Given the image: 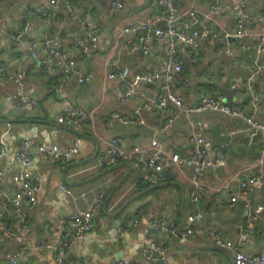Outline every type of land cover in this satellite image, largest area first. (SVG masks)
<instances>
[{
  "label": "crops",
  "instance_id": "obj_1",
  "mask_svg": "<svg viewBox=\"0 0 264 264\" xmlns=\"http://www.w3.org/2000/svg\"><path fill=\"white\" fill-rule=\"evenodd\" d=\"M112 1L72 0L81 15L97 23L100 36L97 45L86 55H81L68 41H55L56 46L75 61L77 72L59 88L60 71L54 64L46 63L47 51L43 40L52 35L56 27L64 31H78L85 40L87 33L70 17L65 6H59L54 19L49 20L38 13L42 7L50 5L46 0H0L3 20L0 28V61L11 71L22 73L26 82L24 93L38 102L34 108L17 107L13 102L17 93L16 84L6 79L0 80V147L5 150V156L0 158V192L14 194L19 190V185L12 180L19 168L15 156L19 140L38 138L47 146L57 144L60 148L80 140L82 145L80 153L67 161L39 155L34 157L30 169L37 174L42 186L34 208L29 211L27 228H22L14 215L3 214L0 205V264H11V256L20 247L27 250L18 264H55L53 250L37 248L38 243L47 241L57 245L61 235L59 219L92 208L99 195L105 192L106 198L128 172L127 167L116 168L82 186L70 187L72 195H69L61 188L65 184L62 173L67 164L88 158L99 148L95 159L85 165L71 167L67 171L68 178L78 182L110 167L104 164L99 154L107 142L116 137H125L142 149H147L151 139L156 136L169 153L184 157L198 155L201 147L191 142L197 120L204 126L207 152L213 157L222 151L223 160L220 165L196 176L198 187L193 182L190 167L173 166L167 169L162 181L176 182L185 190L183 210L180 209L181 189L173 184L144 193L126 206L131 212L143 213L136 226H129V220L123 219L121 212V224L115 229V218L105 214L102 204L96 226L82 241L68 249L67 261L75 264H115L117 260L137 258L144 243L156 241L169 247V264H230L227 257L218 251L178 249L173 246L171 235L145 234L146 224L150 220L164 216L175 219L180 226L182 212H186L187 216L193 212L197 214L193 223L196 236L181 239L183 242L213 245L216 243L210 232L220 231L226 241L232 242L230 249L235 247L250 255L260 254L264 251V187H256L247 195V201L261 207L259 217L254 222L245 201H239L232 208L218 207L230 198L239 178L264 172L260 141L255 138L250 140L249 132L237 117L212 110H183L171 128L162 132L172 115L170 108L160 110L155 100L157 88L135 81L133 77L136 72L163 60L166 42L152 41L148 55L133 53L127 46L121 45V42H127L130 35L122 34L120 29L132 21H151L163 15L165 7L161 0H126L124 7L118 9L112 5ZM246 2L251 14L264 16V0ZM176 4L181 13L195 10L212 31L219 32L215 39L201 40L195 51L185 45L179 49L184 68L176 78L175 89L183 96L186 109L196 104L201 96L222 97L243 114L264 122V53L257 50L264 24L257 22L247 27L243 35H236L238 0H176ZM217 5L224 6L225 10L219 15L205 17L209 9ZM29 7L32 11H25ZM26 23L28 29L22 39L13 37ZM31 39L38 42L35 58L27 47V41ZM112 62L117 67L128 66L130 74L125 78H108L109 64ZM250 68H259V72L253 73ZM82 73L92 74V79L80 82L78 76ZM126 82H133L139 96L121 101ZM227 88L234 89L231 99L225 94ZM255 96H258L257 102H254ZM66 101L88 112L90 118L81 130L57 122ZM116 111L135 122L124 124L114 121L107 126V119ZM126 149L130 150L131 146L127 145ZM118 163L130 164L128 160ZM148 173L132 166L128 179L108 203V211H116L125 200L140 191L141 185L143 190L152 186L144 182ZM82 192H86L85 195ZM193 196H197V202H193ZM126 225V230L120 233V228ZM186 226L185 222L183 227ZM141 264L148 263L143 261Z\"/></svg>",
  "mask_w": 264,
  "mask_h": 264
},
{
  "label": "built area",
  "instance_id": "obj_2",
  "mask_svg": "<svg viewBox=\"0 0 264 264\" xmlns=\"http://www.w3.org/2000/svg\"><path fill=\"white\" fill-rule=\"evenodd\" d=\"M49 6L42 7L38 13L49 20H53L55 12L59 6H65L73 20H76L81 30L87 33V39L81 38L78 31L61 30L55 28L52 35L47 36L43 40V46L47 51L46 63L54 64L60 71L58 87L64 81L75 76L76 64L70 59L66 52L56 46L55 41L65 40L75 46L81 55H86L89 50L97 45L100 36V28L97 23L86 16L81 15L75 8L72 0H46ZM126 0H113L112 5L118 9H122ZM165 7L163 15L156 16L151 21H132L122 27V34H129L130 38L127 42H121L122 46H127L130 52L148 55L151 52L152 41L166 42V55L159 63L151 66L143 71L134 74V80L151 85L157 88L155 100L160 110H171V117L162 128V132L169 130L173 125L178 114L183 110L192 112H203L207 110L219 111L240 120L244 124L252 141L256 136L260 141L262 153L264 154V122L253 116L243 114L240 110L233 108L225 102L222 97L201 96L199 101L186 109L183 96L175 89V82L178 74L184 68L183 60L180 57L179 49L181 45L189 47L195 51L201 40L215 39L219 32L212 31L195 10H188L181 13L177 7L176 0H161ZM225 10L224 6H213L209 9L205 17L219 15ZM25 11H32V8H25ZM238 20L236 24V35L241 36L247 27L255 25L257 22L264 24V16H255L247 9L246 0H238ZM2 17L0 16V28L2 26ZM28 29L26 23L21 29L17 30L13 37L22 39L25 31ZM38 42L34 39L27 41V47L30 55L36 57V48ZM248 49V46H243ZM257 50L264 53V31L260 34ZM264 69V63L262 65ZM253 73L259 72V68H250ZM130 74L128 66L117 67L115 63L109 64L108 78H125ZM9 80L16 84L17 93L13 98V102L17 107H36L38 102L35 98L29 97L24 93L26 82L21 72H13L11 68L0 61V80ZM92 74L82 73L78 76L80 82L89 81ZM133 96H139L133 82H126L120 99L128 100ZM258 101V96L254 97V102ZM147 104H145L146 106ZM88 112L75 105L71 101L64 102L63 108L57 116V122L73 128L81 130L85 123L89 120ZM114 121H120L124 124L135 122L131 118L124 117L119 111L113 112L106 121L107 126H111ZM191 142L196 146L202 147L207 145L205 130L203 123L199 120L195 121L194 130L191 136ZM130 145L131 149L127 150L126 146ZM81 141L74 140L71 144L64 148H60L57 144L46 145L38 138L21 139L17 142L15 156L19 163L18 171L12 176V180L19 185V190L14 194L0 192V205L2 213H10L17 219L22 228L29 225V211L34 208L37 202V195L41 189V182L37 174H35L30 166L35 156L43 158L52 157L56 160L67 161L76 156L81 151ZM5 156V150L0 147V158ZM99 158L106 165H114L120 161L128 160L133 167L140 168L149 173L146 175L144 182L148 185H155L166 177L167 169L173 166H188L193 173V182L196 187L199 186L196 176L202 174L208 168H214L221 164L223 160V152L211 157L206 149H202L201 153L194 156L184 157L177 153H169L165 150L163 142L158 137H153L150 146L142 149L134 141L125 137H116L107 142V146L99 154ZM262 159V157H261ZM110 181V180H109ZM108 187H110L108 185ZM256 187H264V172L260 171L252 176L239 178L237 187L226 202H221L218 207L232 208L239 201H245V206L250 213L251 220L254 222L258 219L261 207L255 206L247 201V195ZM61 188L69 195H72V189L66 184H62ZM86 192H82L85 195ZM106 193H101L96 204L89 209L74 212L65 215L59 219L60 241L57 245H53L47 241L40 242L37 248L52 249L55 253V264H75L67 261L68 249L76 243L82 241L91 230L96 226V217L100 213L103 200ZM193 202H197V196H193ZM142 212H131L128 208L122 211V218L129 220V226H136L139 223ZM197 218L195 212L189 214L186 219V227L179 229L175 219L164 216L158 219L150 220L145 227L147 236L168 234L175 235L179 239L196 236V230L193 223ZM121 227L119 232L126 230ZM211 237L217 245L232 248L231 241L224 239L223 233L220 231H211ZM118 239V238H117ZM169 247L164 243L150 241L142 245L140 254L137 258H126L117 260L115 264H141L146 261L148 264H169L167 253ZM26 247H20L10 258L11 264H18V261L26 253ZM234 258L237 264H264V251L257 255H250L242 250L234 249ZM202 264V263H201ZM228 264V263H221Z\"/></svg>",
  "mask_w": 264,
  "mask_h": 264
},
{
  "label": "water",
  "instance_id": "obj_3",
  "mask_svg": "<svg viewBox=\"0 0 264 264\" xmlns=\"http://www.w3.org/2000/svg\"><path fill=\"white\" fill-rule=\"evenodd\" d=\"M233 92H234V89H232V88L225 89V94H226V96L229 99H231ZM255 139H257V136L255 137ZM202 149H207V147L206 146H202L201 150ZM98 153H99V148H97L96 151L94 152V154H92L90 157L85 158L83 160H77V161H74V162H71V163L67 164L64 167L63 173H62L63 181L69 187L82 186V185H84V184H86V183H88V182H90L92 180H95V179H97L99 177H102V176L106 175L107 173H109L110 171H112V170H114L116 168L127 167V169H128L127 174L121 180H119L116 183V185L109 192V194L107 195V197L105 198L104 203H103V211L105 212V214H107L110 217L115 218V222L113 224L115 229H118L120 224H121V220L122 219H121L120 213L123 211V209L127 205H129V203H131L134 199H136L137 197L143 195L144 193L152 191L153 189L165 187L168 184L176 185V186H178L181 189L182 198H181V207H180V209L183 210V204H184V200H185V190H184V188L180 184H178L176 182H162V183H159V184H156V185L149 186L148 188L137 192L136 194L132 195L127 200H125L117 208L116 211L110 213L108 211V203L114 198V196L117 193V191L119 190V188L125 183V181L129 177V175L131 174V170H132L131 164H129V163L114 164V165H112V166H110L108 168H105V169L101 170L100 172H98V173H96V174H94L92 176H89L86 179L78 181V182H72L67 176V171L71 167L85 165V164L89 163L90 161H92L93 159L96 158ZM186 219H187V213L186 212H182V221H181V224L179 226V229H181L185 225ZM171 242H172L173 246L175 248H178V249H184V250H215V251H218V252L224 254L227 257V259L229 260L230 264H237V262H236V260L234 258V255H233V250L235 249V247L233 249H230L228 247H225V246H222V245H217V244H213V245L188 244L186 242H183L181 239H179L175 235L171 236Z\"/></svg>",
  "mask_w": 264,
  "mask_h": 264
},
{
  "label": "trees",
  "instance_id": "obj_4",
  "mask_svg": "<svg viewBox=\"0 0 264 264\" xmlns=\"http://www.w3.org/2000/svg\"><path fill=\"white\" fill-rule=\"evenodd\" d=\"M163 181H164V180H163ZM163 181H161V182H163ZM142 190H143V186L141 185V186H140V191H142Z\"/></svg>",
  "mask_w": 264,
  "mask_h": 264
},
{
  "label": "rangeland",
  "instance_id": "obj_5",
  "mask_svg": "<svg viewBox=\"0 0 264 264\" xmlns=\"http://www.w3.org/2000/svg\"><path fill=\"white\" fill-rule=\"evenodd\" d=\"M136 168V167H135ZM138 169V168H137Z\"/></svg>",
  "mask_w": 264,
  "mask_h": 264
}]
</instances>
